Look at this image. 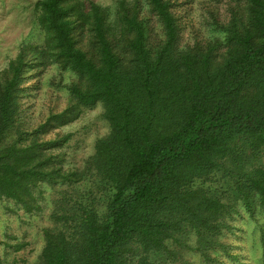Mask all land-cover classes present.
Masks as SVG:
<instances>
[{
    "label": "trees",
    "instance_id": "16d2710c",
    "mask_svg": "<svg viewBox=\"0 0 264 264\" xmlns=\"http://www.w3.org/2000/svg\"><path fill=\"white\" fill-rule=\"evenodd\" d=\"M193 2L37 1L0 70V199L50 207L31 264H258L251 224L264 258V0L199 1L220 34L183 43ZM99 104L73 164L65 129ZM27 245L0 234V264Z\"/></svg>",
    "mask_w": 264,
    "mask_h": 264
},
{
    "label": "rangeland",
    "instance_id": "374dc122",
    "mask_svg": "<svg viewBox=\"0 0 264 264\" xmlns=\"http://www.w3.org/2000/svg\"><path fill=\"white\" fill-rule=\"evenodd\" d=\"M37 1L0 0V70L7 66L23 43L36 41L40 37L36 24ZM94 1L108 8L112 16L115 14L117 0ZM199 1L202 0H196L189 5L191 9L186 16L188 24L183 31V43L193 41L195 35L208 38L220 34L205 21ZM224 12L223 8L222 13ZM65 131L73 134L69 143L70 161L73 164H81L93 153L95 141L109 132L108 123L103 118V107L99 104L86 109L82 117L66 127ZM260 224H264V218L259 221ZM49 225L50 207L46 206L42 213L30 215L18 210L13 202L0 199V234H15L20 240L28 242L24 250L9 257L10 264L35 262L44 244L43 228ZM253 229L254 224H251L246 244L249 248L253 246V256L259 260L258 264H264L261 232L259 229L253 232Z\"/></svg>",
    "mask_w": 264,
    "mask_h": 264
}]
</instances>
